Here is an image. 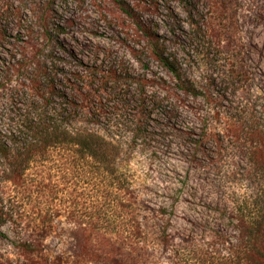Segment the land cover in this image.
Masks as SVG:
<instances>
[{"label":"rangeland","instance_id":"1","mask_svg":"<svg viewBox=\"0 0 264 264\" xmlns=\"http://www.w3.org/2000/svg\"><path fill=\"white\" fill-rule=\"evenodd\" d=\"M156 42L184 81L153 57ZM41 90L55 94L48 106ZM45 111L115 144L114 172L92 175L82 160L70 172L84 179L61 185L65 161L40 159L26 174L50 172L49 186L84 205L120 189L122 224L142 231L109 237L132 256L134 240L151 264H173L182 238L224 249L239 220L264 222V0H0V135L19 137ZM3 166L0 207L14 215L0 216V264L26 263V240L46 264H106L86 257L61 209L44 236L18 235L32 203L10 192Z\"/></svg>","mask_w":264,"mask_h":264},{"label":"trees","instance_id":"2","mask_svg":"<svg viewBox=\"0 0 264 264\" xmlns=\"http://www.w3.org/2000/svg\"><path fill=\"white\" fill-rule=\"evenodd\" d=\"M159 45L156 42L150 48L153 57L173 73L178 80H182L175 72L173 60L164 55L163 49ZM52 88V83H47L46 89L49 91ZM45 91L41 90L40 97L48 106L51 97L55 94L50 92L49 96H45L47 93ZM56 119V115L49 117L45 111L37 119L24 122L19 130V137L15 135V132L9 139L0 135V160L4 161L1 174L5 181L13 186L10 192L19 195L18 202L24 204V199H26L32 203L30 208L26 206V210L22 208V211L25 210L30 219L23 225L19 222L18 235L26 233L27 236H44L52 227L49 216L53 214L54 210L61 209L75 223L76 236H81V246L87 249L86 257L91 261L126 264L133 257V264H151L147 248L141 246L139 241L133 240L132 256L131 248L119 245L113 241L112 237H109L133 235L134 239L140 237L138 235L142 231L138 221L134 222V225L133 222L128 224L127 228L126 224H122V220L118 216L123 211L124 205L120 189H110V197H107L108 199H105L101 205L93 203L84 205V203H78L80 195L73 198L71 189H65L67 196H63L56 186H49L52 180L50 172L46 176H36V173L35 175L26 174L29 165L36 164L40 159L65 161L60 164H67L68 167L57 165L60 171H67L59 178L61 185L66 182L70 183V180L79 182L84 179L85 174L70 172V166L75 168L73 166L76 164L75 162L82 160L85 162L92 160L89 163L94 170L92 175L98 176L100 173L103 174V177L104 175L107 177L108 174L114 172V159L111 153L118 149L115 144L113 145L89 129L68 130L59 123L60 120ZM9 144H12L13 147H10ZM67 152H70V155L66 154ZM54 154L56 157L53 156ZM92 175L91 177H93ZM92 183L96 185L94 181ZM62 198H67L68 202L60 201L61 204L58 199ZM11 202H15V200H11ZM60 205L62 206L60 207ZM5 215L13 218L12 208L4 211L0 207V216ZM5 220L3 218L0 223H4ZM238 228L240 232L236 242H225L227 246L224 249L216 248L215 242L202 244L195 242L191 236L182 238L181 244L179 242L176 244L174 252L175 255H180V250L183 253L180 255L181 258L177 256V261L173 264H264V222H259L256 218L250 222L241 219ZM159 240L163 247L173 246L175 243L171 236H160ZM118 242L125 243L120 238ZM20 247V251L27 259L24 264L47 263L45 257L41 254L37 255L35 252V249L40 251V242L26 240L21 242Z\"/></svg>","mask_w":264,"mask_h":264}]
</instances>
